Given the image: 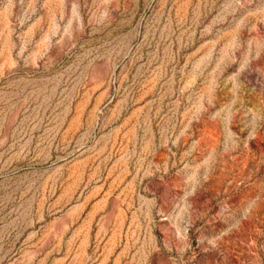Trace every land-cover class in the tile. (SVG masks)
<instances>
[{
  "label": "rangeland",
  "instance_id": "374dc122",
  "mask_svg": "<svg viewBox=\"0 0 264 264\" xmlns=\"http://www.w3.org/2000/svg\"><path fill=\"white\" fill-rule=\"evenodd\" d=\"M0 264H264V0H0Z\"/></svg>",
  "mask_w": 264,
  "mask_h": 264
}]
</instances>
